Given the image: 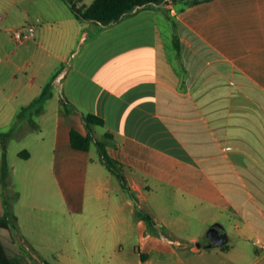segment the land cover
<instances>
[{
    "label": "crops",
    "instance_id": "obj_1",
    "mask_svg": "<svg viewBox=\"0 0 264 264\" xmlns=\"http://www.w3.org/2000/svg\"><path fill=\"white\" fill-rule=\"evenodd\" d=\"M173 5L142 4L104 24L77 18L65 0H0V131L11 130L8 142L37 140L17 157L48 166L67 203V166L86 185L93 142L106 166L100 142L125 186L106 166L104 181L114 175L124 198L104 197L92 168L88 210L86 190L69 196L70 211L89 216L88 245L66 240L64 205L24 203L40 215L12 206L11 229H0L9 255L24 264H264V0ZM27 24L34 38L10 36ZM88 113L102 123L87 125ZM71 128L92 135L88 150L71 146ZM1 154L0 142V175ZM3 206L0 183V215ZM214 223L219 245L207 236Z\"/></svg>",
    "mask_w": 264,
    "mask_h": 264
},
{
    "label": "rangeland",
    "instance_id": "obj_2",
    "mask_svg": "<svg viewBox=\"0 0 264 264\" xmlns=\"http://www.w3.org/2000/svg\"><path fill=\"white\" fill-rule=\"evenodd\" d=\"M34 10V8H33ZM12 29V28H11ZM96 134L99 135V139H103V136L101 132H99L98 127L95 128ZM33 133H27L26 135L23 136H15L13 139H11L9 142L7 141V161L8 165L15 164L16 166V172L11 180V182L8 184L7 183V196L6 201L8 204V209H12V206L15 210H17L19 213L27 214L28 211H32L34 215L38 214L40 215L41 212L38 211V208H31L29 206L25 207L24 203H35L37 204L38 201L41 199L49 198V206H61L64 205V227H65V238L68 242H73L76 244V246L79 245L80 240L84 238L86 241L87 245L89 244V241L91 240V232H90V220L89 216L85 217H80L78 214L75 212L70 211V205L71 202V197H69L73 192H79L77 190V187L80 188V190L85 191L84 195V205L85 209L88 210L90 206V200L93 199L94 196V188L92 186V168L97 170L98 175L102 178L103 181V188H101L102 195L105 197L106 194L110 193H118L120 195V198L123 199L124 196H122V191L115 185L117 184L118 180L117 178L113 175L112 179L110 182H105L104 181V176L108 174L107 167L99 163L98 161V151H97V146L96 143H92L91 147L89 149L88 157H91V166H87L85 171L87 170V184L85 185L84 183L79 184L78 181L75 179H72L75 177V175L79 172H81L80 168H69L67 166L66 170V177H71L67 180L65 184V198L67 203H63L61 199H59L57 195V189L55 182L52 180V176L50 173V168L48 166L44 168L37 167L36 165L32 166H24L22 163V159L18 158L16 155V150L24 147L26 143L30 145L31 143L36 146L37 140H35V136H32ZM32 137V138H31ZM35 137V138H34ZM46 144L49 145V140L46 138ZM77 154H83L78 151ZM17 160L20 161L17 163ZM19 175V176H16ZM110 176V175H109ZM44 179V180H39V179ZM85 185V187L83 186ZM113 189H115L113 191ZM2 200L3 194H2ZM15 203V205H14ZM4 209V206H3ZM44 214H47L49 219L52 217V212L51 211H44ZM29 241H31L28 238ZM77 255L78 257L86 261L88 260V256L85 253V248L83 249L82 247L77 250Z\"/></svg>",
    "mask_w": 264,
    "mask_h": 264
},
{
    "label": "trees",
    "instance_id": "obj_3",
    "mask_svg": "<svg viewBox=\"0 0 264 264\" xmlns=\"http://www.w3.org/2000/svg\"><path fill=\"white\" fill-rule=\"evenodd\" d=\"M69 3L74 15L83 20V19H91L95 21H99L101 23H108L110 21L118 19L122 14L131 11L134 7L142 5V4H152V3H162L164 0H92L86 7L80 8L76 6L74 0H65ZM175 1V0H174ZM44 98V94L41 95L40 99ZM67 106V104H65ZM21 115V112L18 114ZM84 119L86 124H101L102 119L94 114H85ZM31 121V120H30ZM32 123V121H31ZM35 126L34 123H32ZM11 130L8 131H0V142L2 147V154H1V175H0V183L2 187V194H3V205L4 210L3 213L0 215V229L10 230L12 223H14L16 216L8 209V204L6 201L7 196V174H8V161H7V154H6V145L7 140L10 136ZM70 143L73 148L88 150L90 143L92 141V135L88 132L87 134H82L75 128H71L69 132ZM102 161L105 165L115 172L117 176L122 180V176L119 171V164L116 160L111 158L104 150L103 144L98 143ZM19 154L28 155L26 151H20ZM122 186H124V180H122ZM6 195V196H4ZM139 214L150 223L151 217L147 213H140ZM0 264H24L19 259L9 255L5 249L3 242L0 239ZM46 264H52L46 262ZM57 264V263H55Z\"/></svg>",
    "mask_w": 264,
    "mask_h": 264
},
{
    "label": "built area",
    "instance_id": "obj_4",
    "mask_svg": "<svg viewBox=\"0 0 264 264\" xmlns=\"http://www.w3.org/2000/svg\"><path fill=\"white\" fill-rule=\"evenodd\" d=\"M79 0H74V2ZM174 0H164V5L169 11L173 12ZM9 34L12 38H14L17 42L28 41L35 36V27L32 24L22 25L16 28H12L9 30Z\"/></svg>",
    "mask_w": 264,
    "mask_h": 264
},
{
    "label": "water",
    "instance_id": "obj_5",
    "mask_svg": "<svg viewBox=\"0 0 264 264\" xmlns=\"http://www.w3.org/2000/svg\"><path fill=\"white\" fill-rule=\"evenodd\" d=\"M207 236L216 245L222 244L225 241V234H220V232H219V224L218 223H214L209 228Z\"/></svg>",
    "mask_w": 264,
    "mask_h": 264
}]
</instances>
